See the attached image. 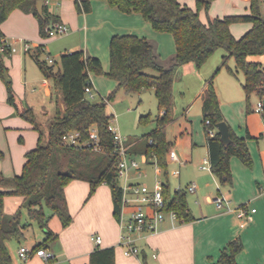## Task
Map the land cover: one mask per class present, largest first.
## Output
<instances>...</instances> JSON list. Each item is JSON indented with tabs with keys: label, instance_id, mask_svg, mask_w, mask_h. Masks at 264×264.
<instances>
[{
	"label": "crops",
	"instance_id": "obj_1",
	"mask_svg": "<svg viewBox=\"0 0 264 264\" xmlns=\"http://www.w3.org/2000/svg\"><path fill=\"white\" fill-rule=\"evenodd\" d=\"M178 1L195 9V0ZM90 4L89 12L79 13L76 10L75 0L46 1L48 11L57 16L59 22L69 27V32L65 34L66 39L55 46L52 45V39L55 37L39 34L38 22L32 13L14 9L0 24L3 37L9 43L8 54L2 55L7 70L3 77L0 76V173L2 175L9 177L20 174L25 162V153L33 149L32 143L26 144L24 135L27 129L35 131L32 125L7 103L6 83H11L19 112L26 108H31L33 111L38 106L42 110L41 113H44L46 106L53 103L60 111L64 109L61 93H53L49 80L43 77L36 64L35 55L38 54V58L42 60L41 52L53 53L54 56L60 57L63 53L82 50L85 56L98 57L103 65V71L106 72L109 67L110 37L114 34L130 33L146 37L152 43L161 66L164 68L170 66L171 58L175 53V44L170 33L155 31L139 13H123L104 0H90ZM248 12L249 0H214L208 11H199V18L206 23L207 18H221ZM260 12L264 19V0H261ZM250 27L249 22H236L230 25V31L238 38ZM24 43L29 44L28 51H24ZM223 54L224 52L220 54V62ZM48 59L56 62L50 56L43 61L48 62ZM247 59L260 62L264 68V54L250 55ZM217 63H211L207 69H203V65L196 68L192 62L176 68L173 83L185 81L186 86L181 85L183 90L180 92L181 95H185V99L179 113L173 115L166 126L168 151L174 149L178 157V161H171L167 151L165 156L167 166L176 165L174 170L179 171L176 177L180 176L181 167L185 168L187 174L185 189L190 183L196 184L195 191L190 193L195 196L197 205L188 207L193 219L182 222L166 216L155 231L145 229L133 233V243L138 247L139 253L127 256L124 254L125 247L119 244L121 229L118 217L113 211L110 187L106 183H101L91 191L88 181L71 180L65 186L71 222L68 226L62 227L57 216H51L47 221L53 237L43 249L51 254V264H89L90 254L94 250L108 247L114 248L115 264H209L217 259L222 247L236 237H240L243 243V249L236 256L237 264H264V141L262 139L264 115L254 111L261 100L252 93L247 107L246 96L242 89L243 74L237 72L233 75L219 68L220 64ZM229 67L234 69L235 62ZM213 74V87L226 123L237 136L242 137L247 133L250 135L246 144L252 165L247 167L237 157L232 156L229 159L232 181L231 184L226 185H221L210 169L200 168L202 159L208 157L202 120V95L207 80ZM240 74L243 78L242 82L237 77ZM89 78L93 89L95 79L91 72ZM254 100L258 102L255 105L252 102ZM46 114L48 115V111ZM141 115L144 114H140L139 117ZM153 120L154 118L150 120L151 129L154 127ZM36 121L39 123L37 119ZM38 136L37 132V140ZM143 142L139 138L128 141L125 137L127 157L136 160L137 156L142 165L149 166L150 172L154 174V180L147 183L150 188L157 183L162 186L167 179L161 181L157 178L161 174V168L157 166L154 157L142 152ZM140 163L138 170L129 169L126 178L122 177L123 183L119 185L120 187L124 184L145 183L139 180L147 177V172ZM216 194L229 198L230 209L218 208L211 202L210 198ZM22 201L23 197L17 195L6 196L4 201V212L13 214L20 209L22 223L25 225L20 239L10 238L5 241L12 263L49 264L42 257L33 256L23 261L18 256L17 251L20 246L34 250V246L47 237V230L29 218L27 208L22 206ZM243 204L255 208L248 221L238 219L234 211ZM23 208L25 211H22ZM44 212L45 215H50L47 207H44ZM92 233L101 236L102 241L99 245L90 240Z\"/></svg>",
	"mask_w": 264,
	"mask_h": 264
},
{
	"label": "trees",
	"instance_id": "obj_2",
	"mask_svg": "<svg viewBox=\"0 0 264 264\" xmlns=\"http://www.w3.org/2000/svg\"><path fill=\"white\" fill-rule=\"evenodd\" d=\"M37 0H0V24L14 9L32 13L37 19L41 36H47L45 28L58 22L43 1V17L36 11ZM108 5L123 13H139L155 31L170 33L175 44V53L169 67L164 68L154 51L152 43L146 37L134 34H114L108 44L109 67L102 70L101 61L95 56H85L82 50L63 53L58 62L48 63L34 56L43 77L49 80L53 93L60 92L64 104L63 111L56 108L48 123L47 141L42 143L39 123L31 108L19 112L10 82L6 83V101L15 108L17 114L28 121L39 133L36 146L25 153V162L20 174L6 177L0 173V264H13L5 246L10 238L20 239L22 229L21 211L13 214L4 212L5 197L17 195L23 197L22 206L27 208L31 220L47 230L44 241L36 244L34 250L45 248L53 237L47 221L57 216L61 226L71 222L65 186L75 179L88 181L91 191L106 183L112 193L113 211L118 217L121 206V187L118 184L116 166L118 156L115 152L112 132L109 130L112 114L106 111L104 100L94 101L86 97L84 88L92 86L89 72L104 74L116 81V90L123 88L130 93H140L145 88L153 89L157 100V114L154 127L142 136V152L152 156L158 167L167 175L165 160L169 149L166 139V126L172 120V86L175 70L178 66L192 62L200 68L218 49L222 48L220 66L235 75L244 76L242 89L248 107L249 96L254 93L259 100H264V68L260 62L247 59L250 55L264 54V19L260 12L261 0H249L247 14L226 15L207 18L203 23L199 11H208L214 0H195V9L181 4L178 0H104ZM76 10L87 13L91 9L90 0H75ZM236 22H249L251 27L236 38L230 31V25ZM0 36H3L0 30ZM0 53V76L7 70ZM230 57L234 58L235 67L227 65ZM55 65L57 68H55ZM147 70H153L152 75ZM218 69L215 71V73ZM214 73V74H215ZM207 80L202 95V120L208 147L210 170L221 185L231 184L232 174L229 159L237 157L241 163L251 167L252 159L246 141L250 138L237 136L228 125L230 142L224 145L215 125L225 121L219 107V101L213 87V76ZM114 93V92H113ZM111 93L109 96L111 97ZM264 115V113H263ZM150 114L141 115L139 123L150 122ZM208 120V123L206 121ZM226 122V121H225ZM94 128L99 138L100 151H95L87 143L90 129ZM212 130V135L209 134ZM69 132H78L79 144L64 141ZM165 200L164 210H174L178 220L188 222L193 219L186 200V189H176L169 193L168 181L162 185ZM44 207L50 210L45 215ZM243 249L240 237L229 240L220 250L217 259L209 264H237L236 256ZM52 263V258L48 261ZM89 264H115L114 248L94 250L89 257Z\"/></svg>",
	"mask_w": 264,
	"mask_h": 264
},
{
	"label": "built area",
	"instance_id": "obj_3",
	"mask_svg": "<svg viewBox=\"0 0 264 264\" xmlns=\"http://www.w3.org/2000/svg\"><path fill=\"white\" fill-rule=\"evenodd\" d=\"M45 32L48 37H57L65 35L69 32V27L62 22H54L50 26L45 28ZM29 44L24 43V51L29 50ZM5 50L9 51V43L3 37L0 36V53ZM48 63H53L52 59H48ZM86 97L88 99L94 98V92L92 86L87 85L84 88ZM254 111L263 115L264 108L262 101L255 106ZM208 123V120L206 121ZM109 130L112 132L113 141L115 145V152L118 156V163L116 166V172L118 177L126 178L129 169H139V164L134 159H128L127 147L125 144V137L120 135L115 126L109 125ZM213 131L209 130V134L212 135ZM78 132H69L64 141L70 144H79ZM264 141V136L262 137ZM93 150L100 151L101 146L99 144V138L94 128L89 131V138L87 142ZM168 158L171 161H178V157L174 149L168 151ZM202 169H210L209 158L204 157L200 165ZM177 169L172 171L173 175H178ZM196 189L195 183H190L186 187L188 192H194ZM218 208L230 209L229 198L222 194H216L210 198ZM165 200L162 195V186L157 183L153 188H150L145 183L124 184L121 186V206L118 214L119 227L121 229L119 244L123 245L124 254L127 256L138 255L139 249L133 243V233L141 232L143 230L155 231L159 223H161L166 216L171 217L173 220H178L177 213L174 210H164ZM235 214L238 219L242 221H248L251 219L252 214L255 212V208L250 207L248 204H243L235 208ZM90 240L96 245H99L102 241L100 235L92 233ZM18 256L27 261L33 256L42 257L45 261H49L52 256L45 249L40 248L33 250L27 246H20L18 248Z\"/></svg>",
	"mask_w": 264,
	"mask_h": 264
},
{
	"label": "rangeland",
	"instance_id": "obj_4",
	"mask_svg": "<svg viewBox=\"0 0 264 264\" xmlns=\"http://www.w3.org/2000/svg\"><path fill=\"white\" fill-rule=\"evenodd\" d=\"M66 39L65 35L58 36L52 39V45L55 46L58 42ZM224 52L222 48L216 50L203 64L202 68L207 69L209 65L213 62H218L220 64V54ZM47 56H50L54 58L56 62L59 61L58 56H54L53 53L47 54L46 52H41L40 58L43 60L47 58ZM234 62V58L231 57L228 59L227 64L229 66H232V63ZM217 63V64H218ZM106 66V65H105ZM218 66V65H217ZM35 67V66H34ZM55 68L57 66L55 65ZM225 70H227L225 67H221ZM216 69V65H215ZM102 70L103 65H102ZM148 73L154 75L156 74L155 71L153 70H147ZM94 79H95V86L93 88L94 92V98L92 100L94 101H99V100H104L106 102V111L108 114H112V119H111V125L115 126L117 131L122 135L123 137H126L128 141H132L135 139H141L142 134L148 132L152 124L150 122L141 124L138 121L139 115L140 114H150V119L155 118L157 114V102L156 98L154 96L153 90L150 88H145L141 90L140 93H130L127 92L125 89L120 88L116 90V83L113 79L105 76L104 74H95L92 73ZM216 77V75H215ZM241 82L243 80L242 75L240 74L237 76ZM181 85H185V81L178 83L176 81L173 83L172 86V97H173V107L171 111V115H175L176 113H179L181 110V104L183 100L185 99V95H181L180 92L183 90L181 88ZM114 92V93H113ZM112 94L110 97L109 95ZM255 104H257V101H252ZM56 106L54 103L51 105L46 106V110L44 113H41L42 110L37 106L33 110L34 117L39 121L40 125V131L42 134V143H46L47 141V122L51 120L54 112H55ZM48 111V115L46 112ZM200 125V124H199ZM202 130V126H200ZM32 132V133H31ZM31 133V134H30ZM25 142L26 144H31L32 147H35L36 141H37V132L36 130H31L27 129L25 133ZM32 141V142H31ZM136 161L140 163L139 157H135ZM142 168L147 172V177L146 178H139L140 181L145 182L146 184L151 183L154 180V174L153 172H150L149 166L142 165ZM176 165L170 164L167 166V175L164 174V170L161 169V174L157 177L159 180L164 181L167 179L169 183V193L172 194L174 189H185V184L187 180V174L185 173V168L181 167V174L179 177H176L175 175H172V171ZM118 183L119 185L123 183L122 177H118ZM147 184V185H148ZM186 200L188 207H193L197 205L195 203V196L188 192L186 190ZM49 210V209H48ZM22 211H25V208L22 209ZM50 211V210H49Z\"/></svg>",
	"mask_w": 264,
	"mask_h": 264
},
{
	"label": "water",
	"instance_id": "obj_5",
	"mask_svg": "<svg viewBox=\"0 0 264 264\" xmlns=\"http://www.w3.org/2000/svg\"><path fill=\"white\" fill-rule=\"evenodd\" d=\"M36 11L37 13L43 17V1H36ZM263 108H264V100H262ZM217 132L220 135V140L224 145H227L230 142L228 125L225 121H221L215 125Z\"/></svg>",
	"mask_w": 264,
	"mask_h": 264
}]
</instances>
